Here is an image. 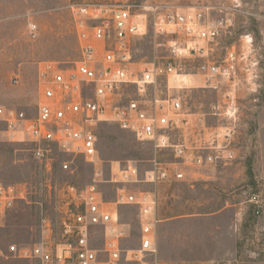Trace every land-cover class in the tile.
Masks as SVG:
<instances>
[{
	"label": "built area",
	"instance_id": "2783aa9c",
	"mask_svg": "<svg viewBox=\"0 0 264 264\" xmlns=\"http://www.w3.org/2000/svg\"><path fill=\"white\" fill-rule=\"evenodd\" d=\"M73 15L81 53L75 67L48 64L41 71L42 95L35 116L0 106L6 136L12 142L28 143V151L45 174L35 190L32 184L0 183V214L20 202L36 204L42 212L40 239L30 246L12 244L9 252L39 264H156L151 260L157 253L156 198L152 192H135L129 185L187 181L191 170L210 171L236 158L240 107L235 96L226 94L222 103L207 106L204 102L191 104L172 90L192 89L188 76H201L206 87L215 89L224 83L234 84L240 75V56L230 50L223 63L206 60L192 73L191 64L178 57L181 53L176 42L170 61L132 70L127 67L132 38L147 32L145 18L126 7L104 15L102 7L81 6L73 9ZM226 23V19H208L203 12H173L167 18H157L155 27L171 34L184 33L190 39L214 41ZM31 26L34 32L37 25ZM186 49L198 51L188 45ZM212 116L225 118L226 123L209 125L207 118ZM104 122L115 123L139 142L151 143L157 153L150 161L151 168L142 176L139 166L130 162L111 170L109 176L103 168H96L83 185L59 184L54 177L55 165L74 173L79 161L95 167L102 163L97 126ZM189 133L197 138L188 141ZM168 151L173 159H160ZM106 184L119 185L114 200L105 199ZM37 194L52 205L53 216L44 209V201L33 200ZM248 202L254 205L255 214L264 213L261 192L251 194ZM122 205L140 208L139 248L128 249L122 244L127 234L118 212Z\"/></svg>",
	"mask_w": 264,
	"mask_h": 264
},
{
	"label": "rangeland",
	"instance_id": "374dc122",
	"mask_svg": "<svg viewBox=\"0 0 264 264\" xmlns=\"http://www.w3.org/2000/svg\"><path fill=\"white\" fill-rule=\"evenodd\" d=\"M81 6L102 7L104 15L126 7L147 20V32L132 38V58L127 63L132 70L153 62L170 61V50L176 42L181 53L178 57L191 64L189 70L192 73L203 61L223 63L228 51L237 52L240 75L234 84L224 83L215 89L206 87L203 82H193L190 84L192 89L172 90L187 97L191 104L222 103L223 97L231 94L243 112L241 123L246 129L251 122L248 118L251 109L264 105V0H0V106L18 108L31 117L35 116L42 95L39 88L41 71L48 64L63 69L75 67L81 53L73 9ZM173 12H203L208 19H226L227 23L214 41L190 39L184 33L171 34L155 27L157 18H167ZM32 24L37 25L34 32ZM163 28L168 30L169 26ZM186 45L198 51L194 53L186 49ZM262 115L261 124L264 125V111ZM210 122L223 124L226 119L212 116ZM5 130L6 123L0 117V183L32 184L35 190L45 177L43 169L28 151L29 144L10 141ZM97 136L102 163L95 167L79 161L74 173L62 171L59 165H55L54 177L59 184L83 185L91 180L96 168H103L109 176L111 170L117 171L130 162L139 166L143 176L151 168L150 161L157 157L151 143L139 142L132 133L120 129L115 123L98 124ZM160 159L172 160V153L168 151ZM251 159L247 156L248 164L240 183L230 187L232 193L226 191L222 196L214 189L204 188L201 180H192L191 177L198 173L196 170L189 172L187 181L142 182L131 184L129 188L135 192L155 193L160 189L166 195L161 198L162 207L167 210L162 214L165 217L198 211L202 200H208L209 207L215 208L218 195L219 202L236 204L239 214L234 221L241 237L242 259L251 264H264V213L255 214L254 205L248 202L251 194L263 191L256 177L260 170L249 165ZM261 173L264 172L261 170ZM229 183L233 184L232 177L226 180V184ZM117 186L104 185L106 200H114ZM169 193H174L175 197L168 198ZM39 196L33 195V200L43 202ZM18 205L17 210L0 219V264H39L17 258L9 252L10 245L30 246L41 235V207L23 202ZM44 209L53 214L52 205L45 201ZM121 210L124 222L139 227V206L124 205Z\"/></svg>",
	"mask_w": 264,
	"mask_h": 264
},
{
	"label": "crops",
	"instance_id": "0c3cea01",
	"mask_svg": "<svg viewBox=\"0 0 264 264\" xmlns=\"http://www.w3.org/2000/svg\"><path fill=\"white\" fill-rule=\"evenodd\" d=\"M190 77L187 78L190 84L203 82L201 76H196L193 79ZM263 107L264 105L260 104L251 109L248 115L251 122L249 121L247 129L242 126L243 112L239 111V131L234 141L236 158L230 163L221 164L210 171L198 172L192 176V180H201L204 188L214 189L222 196L226 191L231 190L230 187L234 186L235 183H240L243 179L241 176L244 167L248 164L246 163L247 156H251L249 165L260 170V174H257L256 177L262 187L263 191L261 192L264 193V173H261V170L264 172V125L261 124ZM211 118H207L209 125H221L210 122ZM204 135L205 138L208 137V134ZM196 138L191 133L186 135L188 141ZM228 176L232 177L233 184H226ZM161 186L164 185H159V187ZM230 193L232 192L230 191ZM152 194L156 198L154 216L159 220L154 225L157 253L151 258L152 262L156 264H251L245 258L242 259L241 237L234 221L239 214L236 204L219 202L220 196L218 195L215 208L209 207L208 200H202L200 202L201 209L198 211L165 217L162 214L166 213L167 210L162 207L161 198H165L166 195L161 193L160 189L158 193L152 192ZM232 196L235 197L234 193ZM167 197L172 198L175 195L169 193ZM18 206L17 204L13 209L0 214V219L17 210ZM122 206L118 207V212L127 233L122 244L128 249L139 248L143 222L140 208L137 215L139 227L134 228L131 224L123 221ZM228 217L229 219L226 220ZM22 260L33 261L30 259Z\"/></svg>",
	"mask_w": 264,
	"mask_h": 264
}]
</instances>
